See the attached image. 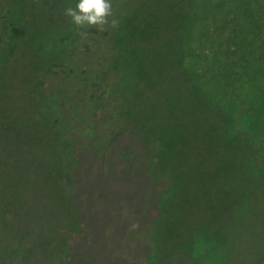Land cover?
I'll return each mask as SVG.
<instances>
[{
	"label": "trees",
	"instance_id": "1",
	"mask_svg": "<svg viewBox=\"0 0 264 264\" xmlns=\"http://www.w3.org/2000/svg\"><path fill=\"white\" fill-rule=\"evenodd\" d=\"M77 2L0 0V138H9L2 156L36 168L68 196L82 187L86 160L98 164L88 183L110 189L101 210L119 228L103 250L93 247L87 219L95 214L84 218L73 206L79 226L74 246L61 250L66 259L90 258L92 246L123 264L108 244L129 222L119 217L123 198L136 204V230L150 224L149 239L137 244L145 264L227 263L246 249L239 213L261 181L254 176L248 192L249 175L237 171H257L249 162L261 149L254 137L262 136V103L220 82L238 77L242 89L246 67L264 58L252 53L264 52V0H111L117 26L88 27L86 37L65 15ZM237 50L235 63L228 55ZM245 142L247 155L220 156Z\"/></svg>",
	"mask_w": 264,
	"mask_h": 264
},
{
	"label": "rangeland",
	"instance_id": "2",
	"mask_svg": "<svg viewBox=\"0 0 264 264\" xmlns=\"http://www.w3.org/2000/svg\"><path fill=\"white\" fill-rule=\"evenodd\" d=\"M257 49L258 47L254 46L252 51L254 56L256 57L257 52L264 56V52ZM238 51L234 52V56L228 55L229 59L235 57V63L239 61L236 55ZM250 62L251 60L246 62L247 66L250 65ZM256 62V65L253 67H246V71L249 74L242 75V77L246 78L250 76L246 78L242 89L236 87L235 82H238V77H234L235 82L233 81L229 85H224V77L220 82V86L227 89L228 92L231 86L235 87V89H232V93L234 94L244 91L247 97L260 95L256 100L262 103L260 111H258L262 136L260 138L254 137L256 142L260 143L261 149L257 154H254L253 160L249 162L250 167L256 168L257 171L252 173L253 171L248 170L245 165L241 166L237 171L240 174L249 175L245 183L248 192L251 187L250 181L254 179V176H261L260 184L256 186L253 184L254 194L246 199L248 206L246 207L244 216L239 213V220L243 219L239 230H241L240 233L244 230L242 238L245 239H240L239 243L241 246H245L246 249L241 248L240 252H236V256L225 264H264V246L262 245L264 242L260 238L250 240L254 236L261 237V235H264V58L261 57L260 62ZM222 67L220 66L219 69ZM223 69L225 70V67ZM257 91L259 92L256 93ZM5 99H8V97H5ZM248 113V117H251L250 110ZM246 126L251 127L248 123H246ZM8 140L9 138H0V264H110L109 256H103L104 260H102L99 254L103 251L99 253L100 250L98 248L93 249V247L98 246L103 250L105 247L104 240H111V235L115 234L120 224H118L119 219L116 221V217L112 212L107 217L104 216L106 210H101L104 197L106 193H109L110 189L101 192L96 187H90L88 183L94 178L95 171H98V169H95L98 167V164H92L91 169L90 162L86 160L84 166H86L88 171L84 174V179L80 178L83 188L81 187L77 190L76 196L74 194L72 196L63 193L57 194L48 184H44L35 175L34 171L36 168L22 165V162L14 156H2L3 153L7 154V151L4 152L2 147L8 143ZM252 142L250 140V143ZM229 151L230 153H223L220 156H243L244 154L247 155L250 150L248 144L245 142L242 150L232 148ZM211 157L216 156L212 155ZM118 161L120 160L118 159ZM217 161L220 162V159ZM57 190L59 189L57 188ZM60 191L62 190L60 189ZM72 199L74 203H71ZM120 201L117 207L120 220L129 222L126 228H123L124 230L119 231L117 234L118 238H115L114 242L112 240L108 243L112 247L110 252L114 256L121 258L123 264H145L143 255L138 253L140 250L137 249V244L139 243L138 245L140 246L141 242H146L149 239L150 224L148 221H145V224L136 230V226L132 225L130 221L137 219L135 217L136 211L134 210L136 206L135 202L124 200L123 198ZM73 206L81 207L79 208V212L80 215H84V218L92 216L91 213L95 214L93 216L95 223L98 221L99 224L96 226L93 223V217L90 219L91 221L87 219V222L91 223L96 229V231L90 234L94 245L88 248L93 253L90 258L87 254H84L83 259L79 260L77 258L75 259L76 261L69 257L72 253L68 256V259L62 256L63 253L61 255V250L65 246L72 248L74 246L72 242L77 238V235L73 234L71 230L74 224L79 226L77 224L78 221L75 220L78 219L79 212ZM98 219L103 220L102 224ZM261 229L262 231L258 232ZM82 232L83 238L90 231L84 227L82 228ZM126 239L129 240V243H126ZM256 241L259 243L258 246L255 244ZM22 247L25 249H22ZM232 248L235 250L234 246ZM14 250H18L17 254L10 253ZM79 253L80 251L77 252V257H81ZM257 256L263 257L259 263L257 262L259 258Z\"/></svg>",
	"mask_w": 264,
	"mask_h": 264
},
{
	"label": "clouds",
	"instance_id": "3",
	"mask_svg": "<svg viewBox=\"0 0 264 264\" xmlns=\"http://www.w3.org/2000/svg\"><path fill=\"white\" fill-rule=\"evenodd\" d=\"M65 15L71 18V22L82 29L81 36L86 37L87 32L83 31L88 27L96 26L104 30L106 25L116 27L115 19L109 20L113 15L111 0H78L75 6L65 8Z\"/></svg>",
	"mask_w": 264,
	"mask_h": 264
}]
</instances>
